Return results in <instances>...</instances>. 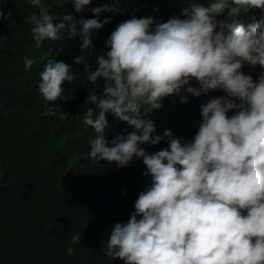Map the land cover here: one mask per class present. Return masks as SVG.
I'll return each mask as SVG.
<instances>
[{
    "label": "clouds",
    "instance_id": "obj_1",
    "mask_svg": "<svg viewBox=\"0 0 264 264\" xmlns=\"http://www.w3.org/2000/svg\"><path fill=\"white\" fill-rule=\"evenodd\" d=\"M4 2L0 19L12 16H5ZM28 2L39 9L27 18L37 47L65 32L69 39L79 36L82 55L74 62L83 64L91 85L103 82L100 94L90 90L82 114L96 133L89 140L90 159L121 168L142 159L143 175L151 177L127 223L111 227L105 255L123 264H264V15L255 24L242 19L253 9L264 12V0L143 3L148 17L119 23L95 70L83 53H92L93 30L109 23L100 13L113 9L105 4L92 9L95 18L66 14L53 23L42 0ZM69 2L80 13L92 0ZM225 12L231 23L219 17ZM6 38L0 35V48ZM24 63L27 70L35 61ZM245 65L262 69L256 80ZM73 70L66 62L47 61L39 83L46 101L65 98L63 84L76 80ZM173 96L181 103L189 96L199 100L190 141L173 137L171 130L154 135L155 123L147 118ZM57 112L64 117L58 107L46 114ZM109 113L133 131L109 141ZM165 137L162 150L148 154L142 147ZM71 239L77 244L81 235ZM73 251L67 249L69 255Z\"/></svg>",
    "mask_w": 264,
    "mask_h": 264
},
{
    "label": "trees",
    "instance_id": "obj_2",
    "mask_svg": "<svg viewBox=\"0 0 264 264\" xmlns=\"http://www.w3.org/2000/svg\"><path fill=\"white\" fill-rule=\"evenodd\" d=\"M42 2L53 14V23L66 14L77 20L95 18L92 9L105 4L113 9L100 13L99 19L109 18V23L93 30L92 53H83L95 70L111 32L124 20L148 17L141 5L153 0H92L80 13L66 0ZM2 10L12 16L0 19V35L7 37L0 48V264H123L107 257L104 248L111 227L127 223L139 193L149 187L151 177L143 175L146 166L136 158L123 168L90 159L89 140L96 133L84 125L82 114L90 90L100 94L103 82L91 85L83 64L74 62L82 55L80 37L69 39L65 32L58 41L46 38L37 47L31 34L34 25L27 18L39 9L28 0H7ZM261 15L264 12L253 9L242 19L255 24ZM219 17L231 23L227 12ZM25 58L35 61L27 70ZM49 59L66 62L76 76L74 82H64L65 98L50 103L39 92L40 74ZM243 68L254 80L262 71L259 66ZM198 101L191 96L187 103L177 96L165 98L163 107L147 117L155 123L154 135L171 130L173 137L194 139L186 137L194 129ZM49 107L62 109L64 117L59 112L47 115ZM107 119L109 141L133 131L111 113ZM167 146V137L155 146L142 145L148 154ZM77 233L81 242L73 244Z\"/></svg>",
    "mask_w": 264,
    "mask_h": 264
},
{
    "label": "rangeland",
    "instance_id": "obj_3",
    "mask_svg": "<svg viewBox=\"0 0 264 264\" xmlns=\"http://www.w3.org/2000/svg\"><path fill=\"white\" fill-rule=\"evenodd\" d=\"M244 72V71H243ZM245 73V72H244Z\"/></svg>",
    "mask_w": 264,
    "mask_h": 264
}]
</instances>
